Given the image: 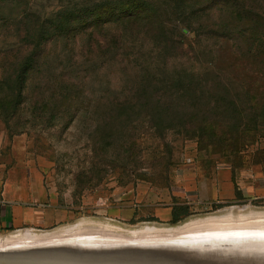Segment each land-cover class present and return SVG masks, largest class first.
<instances>
[{"label":"rangeland","instance_id":"1","mask_svg":"<svg viewBox=\"0 0 264 264\" xmlns=\"http://www.w3.org/2000/svg\"><path fill=\"white\" fill-rule=\"evenodd\" d=\"M92 2L102 12L129 9L151 21L106 17L91 40L80 35L75 45L55 46L46 72L76 80L74 100L48 103L40 115L31 108L33 87L28 88L10 129L0 119V187L52 194L48 225L1 228L0 239L25 232L130 234L211 217L219 226L264 224L263 119L231 148L222 133L245 118L230 107L196 111L183 120L174 114L160 118L143 100L136 106L140 117L112 124L107 118L121 98L135 97L139 84L171 86L176 95L184 72L190 69L195 81L213 60H233L230 51L220 50L233 40L211 31L222 24L215 5L199 12L209 0H25L0 6V16L18 8L82 14ZM1 24L0 50L19 45ZM259 83L264 87V77ZM51 89L39 90L38 97H50ZM179 204H187L190 215L171 224Z\"/></svg>","mask_w":264,"mask_h":264},{"label":"trees","instance_id":"2","mask_svg":"<svg viewBox=\"0 0 264 264\" xmlns=\"http://www.w3.org/2000/svg\"><path fill=\"white\" fill-rule=\"evenodd\" d=\"M18 1L25 0H0V6H13ZM212 5H215L216 19L222 24L217 25V29L213 26L211 31L233 40L231 45L220 49L230 51L235 56L233 60L223 62V65L213 60L197 71L200 77L195 81L191 79L190 69L184 72L176 81V95H173L171 86L161 87L149 81L139 84L135 97L121 98L109 113L107 118L111 124L140 117L136 106L143 100L152 104L160 118L174 114L183 120L193 119L196 111L209 112L217 108L221 111L230 107L245 118L229 132L222 133L223 140H230L228 144L234 148L242 136L255 130L259 121L264 120V87L259 83L264 77V0H209L208 5L197 10H210ZM98 6L97 2H92L82 14L67 10L65 16L63 11L57 15L36 14L26 8H18L16 14L10 12L6 18L0 16L2 30L15 36L19 42L16 47L0 50V119L8 129L24 104L28 88L33 87L31 108L40 115L45 112L44 105L68 103L76 97L71 95L78 89L76 80L65 73L51 76L46 72V61L52 48L61 43L75 45L80 35L89 36L91 40L106 17L128 22L151 21L129 9L102 12ZM184 24L191 27L192 21ZM96 42L100 45L99 41ZM44 87L52 88L48 91V98L42 94V98L38 97L39 90ZM189 215V206L179 204L172 208L170 222L177 224Z\"/></svg>","mask_w":264,"mask_h":264},{"label":"water","instance_id":"3","mask_svg":"<svg viewBox=\"0 0 264 264\" xmlns=\"http://www.w3.org/2000/svg\"><path fill=\"white\" fill-rule=\"evenodd\" d=\"M0 241V264H264V224L210 221L175 233H63Z\"/></svg>","mask_w":264,"mask_h":264},{"label":"crops","instance_id":"4","mask_svg":"<svg viewBox=\"0 0 264 264\" xmlns=\"http://www.w3.org/2000/svg\"><path fill=\"white\" fill-rule=\"evenodd\" d=\"M51 200L52 194L45 189L31 194L22 186L19 190L12 185L0 187V229L48 225Z\"/></svg>","mask_w":264,"mask_h":264},{"label":"bare ground","instance_id":"5","mask_svg":"<svg viewBox=\"0 0 264 264\" xmlns=\"http://www.w3.org/2000/svg\"><path fill=\"white\" fill-rule=\"evenodd\" d=\"M259 214L260 215H262V214L264 215V212L263 213H259ZM209 220L215 221L216 217H211V218H208L206 220L199 221V222L196 221V222L186 223L185 225L180 226V227H175L174 229L173 228H156V227L146 226L143 229L136 230V231H130L129 233L131 235H135V234H153V233L154 234H158V233H175V232L181 231L183 229L194 227V225H207V222H210ZM47 235H49V234H47ZM43 236H46V235H36V234L30 233V232H25V233L13 235L11 238L8 237L9 239L8 238H6V239L8 241L20 240V239L21 240H35V239L41 238Z\"/></svg>","mask_w":264,"mask_h":264}]
</instances>
